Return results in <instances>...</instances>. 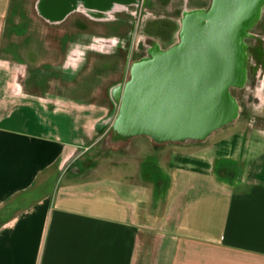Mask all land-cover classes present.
I'll list each match as a JSON object with an SVG mask.
<instances>
[{
  "label": "crops",
  "instance_id": "crops-1",
  "mask_svg": "<svg viewBox=\"0 0 264 264\" xmlns=\"http://www.w3.org/2000/svg\"><path fill=\"white\" fill-rule=\"evenodd\" d=\"M142 1L0 0V264H264V126L233 93L235 117L203 138L144 134L164 153L161 197L137 169L78 167L148 54L145 36L119 75L96 74Z\"/></svg>",
  "mask_w": 264,
  "mask_h": 264
},
{
  "label": "water",
  "instance_id": "water-1",
  "mask_svg": "<svg viewBox=\"0 0 264 264\" xmlns=\"http://www.w3.org/2000/svg\"><path fill=\"white\" fill-rule=\"evenodd\" d=\"M263 4L212 0L206 9L185 11L177 41L164 48L153 43L146 56L130 64L111 122L112 140L125 142L138 134L203 138L234 118L237 101L230 89L245 78V38Z\"/></svg>",
  "mask_w": 264,
  "mask_h": 264
},
{
  "label": "rangeland",
  "instance_id": "rangeland-1",
  "mask_svg": "<svg viewBox=\"0 0 264 264\" xmlns=\"http://www.w3.org/2000/svg\"><path fill=\"white\" fill-rule=\"evenodd\" d=\"M202 1L143 0L139 7L136 8L133 5L130 12L132 32L118 39L115 57H110L106 64L100 63L96 67L98 68L96 74L100 75L99 69L102 74L109 65L115 68V75H119L122 58L125 55L138 57L140 53H143L142 40L145 36L161 42L164 46L169 45L176 39L182 13ZM256 30L264 36V5ZM127 56L122 74L127 72ZM91 83H87L89 85L80 92H86ZM256 84V86L246 85L242 88L234 87L230 89V92L237 98L240 110L239 119L251 121L254 126H264V82L262 85L259 82ZM163 157L161 147L155 145L144 134H138L125 142H120L112 140V137L110 138L105 131L81 154L78 167L97 170L100 174L108 172L123 174L126 169H137L142 172L144 179L154 189L155 195L161 197L168 185V174L162 165Z\"/></svg>",
  "mask_w": 264,
  "mask_h": 264
},
{
  "label": "flooded vegetation",
  "instance_id": "flooded-vegetation-1",
  "mask_svg": "<svg viewBox=\"0 0 264 264\" xmlns=\"http://www.w3.org/2000/svg\"><path fill=\"white\" fill-rule=\"evenodd\" d=\"M211 2H212V0H203L199 4L189 8L188 10L206 9L208 6H210ZM263 5H262V7H263ZM262 7H261L257 21L249 29V32H250L249 36H247L245 38V42L247 45V54H248L247 59H246V63H247L246 72H245L246 78L253 77L254 75L259 76L262 73H264V36L259 31L256 30V28H258L259 23H260ZM245 24H246V20H244V22L241 24V27H244ZM147 41L149 44L148 46H150V48L152 47L153 43H156L158 46L163 47V44L161 42L155 40V39L150 38ZM190 75H191V68L189 67V69H188V78L189 79L191 77ZM118 93H119V87L114 88L113 95L117 96ZM173 134H176V133L174 132ZM108 135L110 136V138L112 137L111 133H109ZM165 139L177 140V139H181V138H178L176 135V136H172V137H167Z\"/></svg>",
  "mask_w": 264,
  "mask_h": 264
},
{
  "label": "trees",
  "instance_id": "trees-1",
  "mask_svg": "<svg viewBox=\"0 0 264 264\" xmlns=\"http://www.w3.org/2000/svg\"><path fill=\"white\" fill-rule=\"evenodd\" d=\"M113 131L112 126L109 127V130H107V134L111 133Z\"/></svg>",
  "mask_w": 264,
  "mask_h": 264
}]
</instances>
